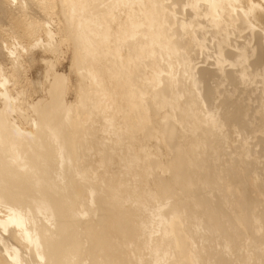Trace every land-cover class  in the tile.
I'll return each mask as SVG.
<instances>
[{
  "label": "bare ground",
  "instance_id": "1",
  "mask_svg": "<svg viewBox=\"0 0 264 264\" xmlns=\"http://www.w3.org/2000/svg\"><path fill=\"white\" fill-rule=\"evenodd\" d=\"M0 264H264V0H0Z\"/></svg>",
  "mask_w": 264,
  "mask_h": 264
},
{
  "label": "rangeland",
  "instance_id": "2",
  "mask_svg": "<svg viewBox=\"0 0 264 264\" xmlns=\"http://www.w3.org/2000/svg\"><path fill=\"white\" fill-rule=\"evenodd\" d=\"M43 38V37H42ZM12 47H14L13 45H12ZM39 47H37L34 51L36 52L35 53V55L36 56H39L40 54H39V52H40V50L38 49ZM31 55H33V54H31ZM28 58H30V56L29 55H26V54H23L22 55V57H21V61L23 60V59H28ZM68 60V59H67ZM67 60H65L64 59V65H66V67L64 68V66H61V68L63 67L64 68V72L66 73V71H67V73L69 72L68 70H69V60L67 61ZM34 67H31L30 68V70H29V77H30V81L31 82H33V83H35L36 84V86H37V82H38V79L40 78V76H41V72H42V70L45 72L46 71V69H45V65H42L41 64V60L38 58V57H36V61H34ZM37 65V66H36ZM67 68H68V70H67ZM72 80H73V77H72ZM14 95L16 96V93L14 92ZM72 96V95H71ZM71 99H72V97H70Z\"/></svg>",
  "mask_w": 264,
  "mask_h": 264
}]
</instances>
